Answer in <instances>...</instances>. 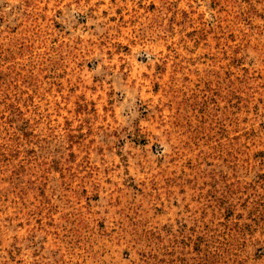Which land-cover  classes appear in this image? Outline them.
<instances>
[{
	"label": "rangeland",
	"instance_id": "1",
	"mask_svg": "<svg viewBox=\"0 0 264 264\" xmlns=\"http://www.w3.org/2000/svg\"><path fill=\"white\" fill-rule=\"evenodd\" d=\"M0 264H264V0H0Z\"/></svg>",
	"mask_w": 264,
	"mask_h": 264
}]
</instances>
